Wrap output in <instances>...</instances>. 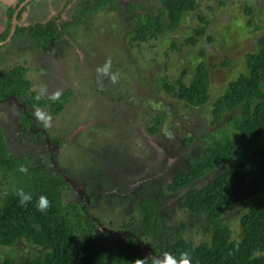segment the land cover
Wrapping results in <instances>:
<instances>
[{
    "label": "rangeland",
    "instance_id": "1",
    "mask_svg": "<svg viewBox=\"0 0 264 264\" xmlns=\"http://www.w3.org/2000/svg\"><path fill=\"white\" fill-rule=\"evenodd\" d=\"M16 1L12 0V3ZM66 2L69 4L64 7ZM116 2V10H93L84 15L82 11L75 12L78 9L77 0H34L23 12L29 23L45 22L51 16H60V23L76 15L65 36L40 49L25 35L26 33L20 32L0 46L1 72L11 68L22 70L24 74L27 72L26 76L32 81L33 87H46L49 95L57 90L62 93L67 89L71 90L65 107L58 115L51 114L47 105L42 107L53 117L51 127L45 129L35 122L46 131L48 137L59 135L66 138L58 150L59 167L80 175L83 182L88 181L91 184L102 181L103 186L106 185L107 190L105 188L102 201L104 208L99 200L92 211L99 215L105 225H108V220L112 218L114 224L111 226L115 228L131 216L138 218L137 197L128 199L129 196L125 194L128 190L119 184L123 175L126 178L127 174L135 172L127 170L126 167H130L129 165L138 158L142 161L155 159L158 161H154L156 164L162 159V162L175 159L172 169L166 173L169 180L178 170L187 169V157H200L209 145L194 142L189 147L182 148L180 139L192 128L188 126L196 123L198 131L206 134L221 128L227 129L226 117L209 126V102L199 109L184 108L186 103L174 97L164 96V90L158 89L161 91L158 94L156 89L161 86L155 81L166 76L173 82L182 67L192 70L199 60L198 52L202 50L206 52L205 61L208 64L210 99H214L222 93L228 80H232L238 72L244 70V54L256 50L257 40L264 29V0H202L198 2L195 11L183 15L175 32L165 36L163 34L157 40L151 39L136 47L128 44V31L137 26L139 17L149 7L155 10L159 3L150 4L148 0H139L135 8L131 7L127 0ZM9 3L10 0H0V31L4 29ZM246 6L251 8L250 15L245 11ZM198 15L208 21L205 33L197 37L194 45L183 48L178 45L179 50L171 51L170 54L168 52L165 61V52L168 51L166 49L170 41L181 43L193 35L195 29L203 26ZM207 35H211L213 41L209 42ZM226 57L229 64L222 65ZM106 59H111V73L116 74L115 78L97 72V68L101 67ZM190 75L189 73L186 76V80L190 79ZM159 100L171 104L172 108H166L164 103L160 105ZM9 101L0 104V114L11 150L20 152L24 149L25 154H30L32 159L49 153L45 147L39 145L32 149L27 143V137L17 132L16 120L20 116V106ZM160 112L166 113L165 123L155 133H150L148 128L152 117ZM169 133L173 137H168ZM263 148L264 132L262 142L243 159L251 171L256 155ZM238 161L240 160L236 158L224 164L203 180L213 179L218 172ZM4 181L5 178L0 175L1 192ZM204 182H197L196 187ZM137 183L143 187L140 181ZM118 194L124 197L121 198ZM181 195L182 193L172 195L169 203L161 208L164 213L162 222L172 228L179 227L184 221H191L180 207ZM239 205L236 211L225 217L235 229L234 237L237 238L241 237L238 219L247 204ZM105 208L110 211L109 215L106 214ZM202 218H194L198 223L194 226L189 224L184 233L195 242L199 240V236L209 237L208 230L202 225L199 226L200 222L206 220L204 216ZM198 226L200 231L195 232ZM41 253L39 248L19 242L12 249L0 250V257L35 258Z\"/></svg>",
    "mask_w": 264,
    "mask_h": 264
},
{
    "label": "trees",
    "instance_id": "2",
    "mask_svg": "<svg viewBox=\"0 0 264 264\" xmlns=\"http://www.w3.org/2000/svg\"><path fill=\"white\" fill-rule=\"evenodd\" d=\"M156 1L159 3L156 13L141 15L137 26L128 31L129 45L139 47L151 39L157 40L163 34L175 32L182 15L195 11L202 0ZM112 3L114 0H95L90 5L82 2L80 11L84 15L93 9L112 11L115 10ZM134 6L131 4V7ZM245 11L250 15V6H246ZM198 19L203 26L195 29L194 34L184 39L183 43H168L165 61L168 52L179 50V46L194 45L197 37L205 33L208 21L200 15ZM71 22L57 26L56 19H52L30 24L16 32L26 31L39 48H44L60 38ZM3 27L0 43L10 31L8 25ZM206 38L209 42L213 41L211 35ZM205 53L199 51V60L192 70L182 67L173 82L166 76L155 82L161 86L156 89L158 94L161 92L158 89L164 90V96L174 97L186 103L187 107L199 109L209 102V126L226 117L227 129L221 128L207 134L200 133L196 123L188 126L192 128L180 139L182 148L194 142L209 145L200 157H187V169L178 170L167 186L168 191L174 193L185 188L180 205L186 212L208 218L211 223L209 237L199 236L195 242L184 234L188 228L186 223L177 228L163 223L162 206L158 202L162 198V191L155 198L146 193L142 195L146 197L138 201V218L131 216L121 224L126 232L124 236H106L99 230L104 225L100 222L101 218L91 213L85 199L68 196L74 191L73 185L46 168L45 163L37 158L33 160L30 154L11 150L0 114V175L5 178L4 188L2 192L0 190V250H9L24 242L42 251L35 258L3 256L0 257V264H132L136 258L161 256L165 251L175 256L186 251L191 256L192 264H264V148L256 155L252 171L243 160L262 142L264 132V29L257 40L256 50L244 54V70L228 80L222 93L214 99H210L208 90L209 72ZM202 56L203 59H200ZM226 64H229L227 57L222 62V65ZM189 73L190 79L186 80ZM35 94L32 83L24 78L22 70L0 71V104H6V98H9V102L15 98L18 103L24 104L18 108L22 119L18 131L22 133L28 131L34 106L47 105L51 114L58 115L65 107L71 90H65L56 101L48 98L37 101ZM164 118L165 113L161 112L152 117L148 131L155 133L162 127ZM193 129L194 132H191ZM59 140L61 138L57 137L51 142L58 145ZM236 158L240 161L221 170L213 179L203 180L212 171ZM148 159H143L141 164L151 166V161L155 159ZM199 181L205 182L196 187ZM18 188L32 195V201L27 206H21L14 195ZM40 195L47 196L50 201V207L44 213L36 208V199ZM240 203L247 206L238 219L241 237L237 238L234 237L235 229L225 217L236 211Z\"/></svg>",
    "mask_w": 264,
    "mask_h": 264
},
{
    "label": "flooded vegetation",
    "instance_id": "3",
    "mask_svg": "<svg viewBox=\"0 0 264 264\" xmlns=\"http://www.w3.org/2000/svg\"><path fill=\"white\" fill-rule=\"evenodd\" d=\"M32 1H34V0H17L16 2H14V4L13 3L9 4L10 7L8 8V13H7V17H6L5 26L8 25L10 27V31H9L6 39L3 42L0 43V46H3L4 44H6L9 41V39L13 38L15 35H18L17 33H20V32H16L17 29L22 28V27L26 28L30 24H33V23H29L26 20V18L24 17V13H23L25 11V8ZM88 1H90V3ZM116 1H118V0H114V3H112V4L117 3ZM127 1L130 3V5L134 4L135 8L138 6V3H139L138 2L139 0H137V1L127 0ZM148 1H150V4L157 2L156 0H148ZM82 2H87V5H90V4H93L95 2V0H83V1L77 0L76 5L78 4V9L75 10L76 13L78 11H80ZM66 3L67 4L64 5V7L65 6L67 7L68 4H69L68 2H66ZM76 5H74V6H76ZM116 9H117V7L115 8V10ZM152 10H154V8L149 7V9L143 15H145L147 12H150L151 14H155L157 8L154 10L155 13H153ZM183 15H182V17H183ZM75 16L76 15L72 16L70 18V20H67V21H64V22H60V23H59L60 16L59 17L51 16V18H49L45 22H48V21H50L52 19H56V24H57V26H59L62 23L73 21L75 19ZM34 23H37V22H34ZM85 23H82V24H85ZM78 24H80V23H78ZM68 27L65 29L64 34L60 38L65 36V32L68 29ZM24 33H26L25 35L32 40V38L28 35V33L26 31H24ZM57 39H59V38H56L52 43H54ZM32 41L35 42L34 40H32ZM181 43H183V42H181ZM35 44L37 46L36 42H35ZM48 46H46V47H48ZM186 46H190V45H185L184 47H186ZM46 47H44V48H46ZM40 49H43V48H40ZM205 55H206V53H205ZM26 74H27V72L24 74V78L28 79L32 83V81L30 80V78H28L26 76ZM32 87H33V83H32ZM6 99L9 100V98H6ZM12 99H13L12 100L13 103H15L16 105L20 106L19 108L24 106V104L18 103L15 98H12ZM159 103H160V105H162L164 103V101L159 100ZM164 106L166 108L167 107L172 108L167 103H164ZM184 108H188L189 109V107H187V106H185ZM22 111L24 112L25 108H23ZM21 120H22L21 116H19L18 120H16L17 121V129H20ZM165 120H166V113H165V118H164L163 124L165 123ZM179 124H182V123H179ZM195 129H193L191 132H194ZM17 132L21 133L23 137H25V136L27 137V140H28L27 143L32 147V149H34L35 146H37V145L43 146V147L46 148L45 150L48 151L49 153H46L44 155H42V154L38 155V156H36V158L38 160H40L42 163H45L46 168L52 169L55 173H57V175L62 176L64 180H66L67 182H69L71 185L74 186L73 193H68V196L69 195L76 196V197L78 196L81 199L82 198L85 199V205H86V207H88L91 210V213L93 212L92 209H95V207H96L95 204L99 200H100V203L102 201H104L103 197L105 196V192H106L107 188L105 187L106 185L103 186L102 181L91 182V184L88 181H86V182L84 181L83 182L80 179L81 178L80 175L74 174V173L70 172L69 170H67L66 168L59 167L60 160H59L58 150L61 147L62 142H64L66 138H63L62 136H59V135L58 136H54V137H48L46 131H44L43 128L39 127L36 124V122H35V120L33 118V115L30 116V123L28 125V131H26L24 133H22L21 131H17ZM183 136H185V134H183ZM57 137L61 138V140H59V144L58 145H56V144L51 142L52 139H56ZM168 137H173V136L171 135V133H169ZM19 141H22V140H19ZM20 153L21 154H25L26 151L24 149H21ZM137 157H139V155ZM162 160L158 164H156L155 162L151 161V163H150L151 166L147 165L145 167V165L147 163L145 165L141 164V162L143 163V161L138 158V159L134 160L129 165L130 167H126L127 170L135 171L133 173L127 174L128 176H126V178L123 175L122 179L119 180V182H120L119 184L122 185L125 189L128 190V193H125V194H127V196H129L128 199H132V198H136L137 197V201H139L140 197H138V196H140V195L142 196V195H144V193H146L149 196H152L153 198H155L156 196H158V193L160 191H162V198L158 202L164 203V204L161 205L163 207L167 203H169V198L172 195L180 194V193H182L184 191L185 188H183L182 190H180L178 192H175V193L171 192V191H168L167 186L169 185L170 180L173 178V176L168 180L167 177H166V173L169 172L172 169V167H173L174 163L176 162V160L175 159L174 160L166 159L164 162H162ZM131 168H133V169H131ZM121 173H123V171ZM89 178H90V176L88 177V179ZM138 181H140V183L143 184V187H140V185L138 183L136 184V182H138ZM105 188H106V190H105ZM113 194H114V192H113ZM121 194H118L117 196L121 197ZM123 197H124V195L121 198H123ZM72 198H75V197H72ZM181 199H182V195L180 197V202H181ZM137 204H138V202L136 203V206H137ZM101 206H102V208H104L105 204L102 202ZM180 207H181V205H180ZM106 209H107V211H106ZM105 211H106L107 215L110 214V211L108 210V208H105ZM184 212L191 219L190 223H186L185 221L183 222V223L187 224L188 228H189V224L194 226L196 223H198L197 220L194 219V218H196V217H201L202 218V216H203V215H200V214L189 213V212H186V211H184ZM93 213H95V212H93ZM96 215H98V214H96ZM163 216H164V213H163ZM96 218H97V216H96ZM207 219L205 221H203V222H200L199 226L201 227V225H202L204 228H206L208 230V234H209V228L211 227V223H209ZM100 222L103 223V224L105 223L102 220ZM191 222H193V223H191ZM108 223H109L108 225L104 224L99 229L106 236H108V237H110V236L116 237V236H120V235L124 236L126 234V232L124 231L122 225H119L116 228L111 226V225L114 224V220L112 218H110L108 220ZM120 224H122V223H120ZM199 226H198V228L196 230H194L195 232H199L200 231V227ZM146 250H147V248H146Z\"/></svg>",
    "mask_w": 264,
    "mask_h": 264
},
{
    "label": "clouds",
    "instance_id": "4",
    "mask_svg": "<svg viewBox=\"0 0 264 264\" xmlns=\"http://www.w3.org/2000/svg\"><path fill=\"white\" fill-rule=\"evenodd\" d=\"M111 63V59H106L105 63L97 68V72L115 78L116 74L111 73ZM32 91L36 93L34 99L37 101L45 97L52 101H56L62 95L60 90L54 91L49 95L46 87H40L39 89L33 87ZM32 115L35 121L43 128L47 129L51 127L53 117L45 108L34 106ZM14 195L18 198V202L21 206H27V204L32 201V195L25 192L23 188L16 189ZM49 207L50 201L47 196L40 195L36 199V208L38 211L44 213ZM132 264H192V260L190 254L186 251L181 252L179 256H175L172 253L165 251L161 256L149 255L144 258H136Z\"/></svg>",
    "mask_w": 264,
    "mask_h": 264
},
{
    "label": "water",
    "instance_id": "5",
    "mask_svg": "<svg viewBox=\"0 0 264 264\" xmlns=\"http://www.w3.org/2000/svg\"><path fill=\"white\" fill-rule=\"evenodd\" d=\"M12 3V0H10V3L9 4H11Z\"/></svg>",
    "mask_w": 264,
    "mask_h": 264
}]
</instances>
